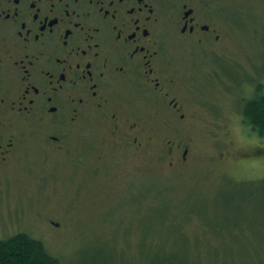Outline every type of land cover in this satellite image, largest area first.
I'll return each mask as SVG.
<instances>
[{"label":"flooded vegetation","instance_id":"obj_1","mask_svg":"<svg viewBox=\"0 0 264 264\" xmlns=\"http://www.w3.org/2000/svg\"><path fill=\"white\" fill-rule=\"evenodd\" d=\"M259 1L0 0V172L35 140L81 178L109 160H189L192 138L163 133L191 127L196 66L237 67Z\"/></svg>","mask_w":264,"mask_h":264},{"label":"rangeland","instance_id":"obj_2","mask_svg":"<svg viewBox=\"0 0 264 264\" xmlns=\"http://www.w3.org/2000/svg\"><path fill=\"white\" fill-rule=\"evenodd\" d=\"M242 13L237 67L196 66L191 127L163 133L192 138L189 160H109L81 178L31 141L0 172V238L27 233L64 264H264V135L239 123L264 88V1Z\"/></svg>","mask_w":264,"mask_h":264},{"label":"trees","instance_id":"obj_3","mask_svg":"<svg viewBox=\"0 0 264 264\" xmlns=\"http://www.w3.org/2000/svg\"><path fill=\"white\" fill-rule=\"evenodd\" d=\"M240 104H242V112L246 117V122L264 128V95H259V91H257L251 98H244L242 103L240 101ZM260 134L264 135V129L260 131ZM234 180L229 179L228 181L233 182ZM235 183L239 184L237 181ZM251 183L260 184V180L251 181ZM241 184L243 183L240 182ZM69 262L66 261L67 264ZM169 262L167 261L165 264H169ZM140 263L128 259L125 264ZM0 264H64V262L59 256L48 249L43 240L27 233H17L9 237L0 238ZM72 264H75V262ZM77 264L80 263L78 262ZM86 264H95V262L90 261ZM143 264L163 263H159L157 260L156 262L150 260L145 261ZM183 264L191 263L185 261Z\"/></svg>","mask_w":264,"mask_h":264},{"label":"snow or ice","instance_id":"obj_4","mask_svg":"<svg viewBox=\"0 0 264 264\" xmlns=\"http://www.w3.org/2000/svg\"><path fill=\"white\" fill-rule=\"evenodd\" d=\"M260 148L264 149V144H260L258 145ZM262 167H264V165H262Z\"/></svg>","mask_w":264,"mask_h":264}]
</instances>
